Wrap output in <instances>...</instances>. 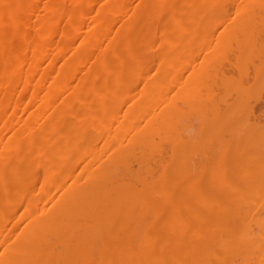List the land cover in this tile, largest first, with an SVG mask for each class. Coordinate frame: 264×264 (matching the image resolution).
<instances>
[{"label": "bare ground", "instance_id": "bare-ground-1", "mask_svg": "<svg viewBox=\"0 0 264 264\" xmlns=\"http://www.w3.org/2000/svg\"><path fill=\"white\" fill-rule=\"evenodd\" d=\"M262 88L264 0H0V264H264Z\"/></svg>", "mask_w": 264, "mask_h": 264}, {"label": "rangeland", "instance_id": "rangeland-1", "mask_svg": "<svg viewBox=\"0 0 264 264\" xmlns=\"http://www.w3.org/2000/svg\"><path fill=\"white\" fill-rule=\"evenodd\" d=\"M227 68H228V70H227ZM226 71H227L228 73H229V71H230V72H234V71H233V68H232V67H229L228 65L226 66ZM262 90H264V89L262 88ZM260 92H261L260 97H259V95H258L259 92H257L258 94L256 93V95H257L256 98H255V97H252V96H254V95H252V96H251V97H252V100H250V102H251V103H255V102L257 103V104H253V105H255L254 108H256V111H254L253 114L255 115V113H256V114L258 115V113H259V114L261 115V117H262V113H263V112L261 113V111H263V108H264V104H263L264 101H263V100L260 101V98L262 97V91H260ZM263 92H264V91H263ZM263 94H264V93H263ZM257 97H258V99H257ZM262 98H264V95H263ZM254 99H256V101H255ZM258 102H261V103L259 104ZM251 103H250V104H251ZM258 105H259V106H258ZM262 105H263V106H262ZM250 106H251V105H250ZM256 106H257V107H256ZM260 106H262V107H260ZM260 110H261V111H260ZM192 116H193V115H192ZM253 117H254V116L252 115L251 118H253ZM195 120H196V121H195ZM189 121H192L193 123H194V122H195V123H194V125H192L193 123H188V121H186L188 125H189V124H190L191 126H196V125H197V124H196V122H197V117H196V116L191 117V118L189 119ZM190 128H191V127H190ZM190 128H189V133H188V135H190V133H191L192 130L194 129V128H193V129L191 128V129H192V130H191ZM194 131H196V130H194ZM196 132H197V131H196ZM193 134L195 135L196 133L193 132L191 135H193ZM191 135H190V137H191ZM196 135H197V136H196ZM196 135H195V136H192V137H193V138H195V137H196V138H199V137H200V133H197ZM199 139H200V138H199Z\"/></svg>", "mask_w": 264, "mask_h": 264}]
</instances>
